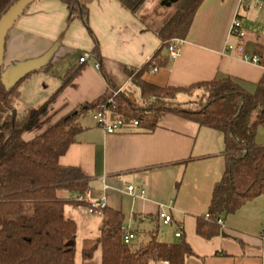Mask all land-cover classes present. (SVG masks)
<instances>
[{
	"label": "crops",
	"instance_id": "obj_1",
	"mask_svg": "<svg viewBox=\"0 0 264 264\" xmlns=\"http://www.w3.org/2000/svg\"><path fill=\"white\" fill-rule=\"evenodd\" d=\"M77 1L88 11V26L61 1L38 0L10 31L0 87L9 91L19 83L16 113L40 108L73 71L77 73L48 114L62 110L63 116L110 94L112 89L103 73L117 90L131 88L138 92L127 70L140 71L149 64L150 69L156 62L152 58L161 42L140 14H132L118 0ZM177 1L164 0L162 6ZM236 18L241 21L238 34L232 33ZM261 42L264 0H204L182 41L180 57L169 58L156 73L145 71L142 79L162 88H179L231 77L254 93L264 75V50L258 47ZM96 44L99 55L92 54ZM243 53L259 56L260 63L246 62ZM163 54L169 57L167 50ZM84 55L88 58L80 63ZM109 116L111 121L116 119ZM86 117L80 120L83 131L60 163L80 168L88 177V193L97 199L106 196L108 207L124 214L125 226L136 233L135 245L146 242L158 223V239L167 243L178 242L175 234L181 227L183 238L197 255L185 264H264V197L248 202L226 218L220 236L206 240L196 232L198 219L209 213L214 188L226 170L222 132L167 114L153 133L126 126L118 133L107 134L92 115ZM41 133L36 130L23 138L31 140ZM256 143L264 146V126L258 128ZM129 185L145 188L147 199L134 200L122 192ZM160 211L169 212L173 223L161 225L157 219ZM89 214L86 207L65 206V216L75 220L78 227L75 264H102L100 248L88 261L83 258V248L77 252L78 222L81 220V227L93 223ZM100 221L101 216V226ZM92 234L95 241L98 235Z\"/></svg>",
	"mask_w": 264,
	"mask_h": 264
},
{
	"label": "trees",
	"instance_id": "obj_2",
	"mask_svg": "<svg viewBox=\"0 0 264 264\" xmlns=\"http://www.w3.org/2000/svg\"><path fill=\"white\" fill-rule=\"evenodd\" d=\"M17 1L0 0V19ZM58 1L79 14L88 26V11L77 0ZM118 1L136 16L147 2ZM203 2L178 0L174 3L177 12L162 26H147L161 42L152 58L158 68L165 67L169 60L163 52L175 41L186 39ZM258 47L263 51L264 42ZM92 54L99 55L97 44ZM149 65L140 71L127 70L132 87L138 92L131 88L117 90L103 73L111 93L63 116L62 110L48 113L77 71L44 105L17 113L16 117L13 112L20 99L19 83L9 91L0 87V264L76 263L78 227L75 220L65 216V206H89L75 200L88 192V177L80 168L63 166L60 159L83 131L80 120L94 113L106 111L125 126L148 134L158 128L167 114L222 132L226 170L213 191L211 218H199L196 228L198 236L206 240L222 234L219 219L224 221L248 202L264 197V146L256 143L258 128L264 126V75L254 93L231 77L189 87L162 88L142 79L143 73L150 70ZM180 96L189 99L182 101ZM42 129L45 130L31 140L23 138L26 133ZM98 214L102 217L99 236L90 249L83 250L85 261L91 260L98 248L102 250V264H185L187 259L197 257L183 236L175 243L160 241L158 223L148 233L146 242L126 245L124 214L109 207Z\"/></svg>",
	"mask_w": 264,
	"mask_h": 264
},
{
	"label": "built area",
	"instance_id": "obj_3",
	"mask_svg": "<svg viewBox=\"0 0 264 264\" xmlns=\"http://www.w3.org/2000/svg\"><path fill=\"white\" fill-rule=\"evenodd\" d=\"M240 28H241V21L238 18H236V20L234 21L233 26H232V33L238 34ZM181 44H182V41H175V43L172 44L168 48L169 58L171 60H177L180 57V55H181ZM239 49H240V51H243L242 48H239ZM87 58H88V56L84 55L82 58H80V63H84ZM243 58L246 62H250L253 64H259L260 63V57L259 56H249L248 54L243 53ZM99 67H100L99 64L96 63V68H99ZM158 70H159V68L157 67L156 63L152 62L151 66H150V71L152 73H156ZM111 101L112 100H109V103ZM101 108H104V106H101ZM109 115L110 114L105 111L103 113L92 114V118L97 123L98 126L102 127L106 131L107 134L118 133L126 127L125 124L117 118L114 119L113 121H111ZM136 125H137V123H134V126H136ZM108 188L109 187L105 185L104 189L107 190ZM122 192L129 195L134 200H146L147 196H148V192L145 188L137 187V186H133V185L127 186L125 188V190H123ZM75 200L78 203H84V202L88 203L89 206L87 207V211L90 214H97V213H99L100 210H103V209L108 207L106 196H103V197L97 199V198H94L93 196H91L88 192L85 195L76 196ZM205 217L207 219H210L211 214L208 213V214H206ZM157 219H158L159 223L163 226H168L171 223H173L172 215L166 211H160L158 213ZM218 224L223 226L224 223L221 219H219ZM123 229L126 232V234L124 236V243L126 245H130L131 243H133L136 240L137 236L127 226H124ZM181 231L182 230L180 227L179 231L175 234L176 238L182 237Z\"/></svg>",
	"mask_w": 264,
	"mask_h": 264
},
{
	"label": "rangeland",
	"instance_id": "obj_4",
	"mask_svg": "<svg viewBox=\"0 0 264 264\" xmlns=\"http://www.w3.org/2000/svg\"><path fill=\"white\" fill-rule=\"evenodd\" d=\"M163 1L164 0H147V2L144 4L139 14L142 16L141 20L144 22L145 25L153 26V28L160 27L163 25V23L166 21L167 18H169L170 16H172L173 14L177 12L176 4H172L169 7H166V6H162ZM182 98L187 99V97H180L179 100H182ZM58 118H60V116ZM86 118L87 120H89L88 119L89 117H86ZM44 130L45 129H42L41 131L43 132ZM232 215H229L228 217L230 218L232 217ZM89 216L91 219H93V223H88L89 226L86 223L85 225H83V227H81L80 225L81 220L80 222H78L80 226V231L78 232V237H77V243H78L77 252L78 253H81L82 248L85 250V249H90L93 246L95 241L92 240L94 237L92 233H94V235L97 233L96 235L99 236L100 224L98 225V220L100 219V216L98 213L94 215L89 214ZM85 239H88V240H85Z\"/></svg>",
	"mask_w": 264,
	"mask_h": 264
},
{
	"label": "water",
	"instance_id": "obj_5",
	"mask_svg": "<svg viewBox=\"0 0 264 264\" xmlns=\"http://www.w3.org/2000/svg\"><path fill=\"white\" fill-rule=\"evenodd\" d=\"M38 0H18L0 19V70L4 58V47L10 31L25 12ZM16 111L13 116L16 117Z\"/></svg>",
	"mask_w": 264,
	"mask_h": 264
}]
</instances>
